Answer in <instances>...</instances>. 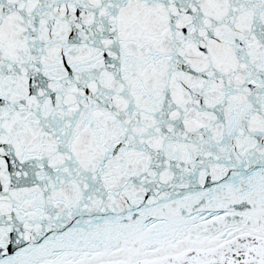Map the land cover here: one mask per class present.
<instances>
[{
	"label": "snow or ice",
	"instance_id": "obj_1",
	"mask_svg": "<svg viewBox=\"0 0 264 264\" xmlns=\"http://www.w3.org/2000/svg\"><path fill=\"white\" fill-rule=\"evenodd\" d=\"M0 264H264V0H0Z\"/></svg>",
	"mask_w": 264,
	"mask_h": 264
}]
</instances>
